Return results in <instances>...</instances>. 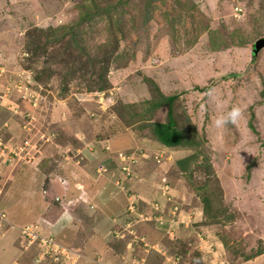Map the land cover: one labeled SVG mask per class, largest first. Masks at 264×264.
<instances>
[{
	"label": "rangeland",
	"instance_id": "rangeland-1",
	"mask_svg": "<svg viewBox=\"0 0 264 264\" xmlns=\"http://www.w3.org/2000/svg\"><path fill=\"white\" fill-rule=\"evenodd\" d=\"M263 37L264 0H0V141L1 136L11 140L34 138L38 143L21 144L32 156L36 154L34 150L46 145L43 141L46 133L52 132L50 126L73 119L58 126L54 144L60 140L71 143L72 151L102 140L105 148L99 156L113 157L120 149L132 148L123 156L137 161L134 166L127 165V173L121 170L119 175L114 171L118 178L102 168H112L108 159H104L105 163L99 159L87 162L89 173H81L83 178H75L72 183L80 198L89 195L86 180L90 178L91 190L97 187L104 193L110 185L107 194L110 190L111 194L122 193L118 199L125 201L127 197L123 213L128 218L131 198L138 205L136 212L149 210L135 182L145 184L149 178L159 182L166 174L179 190L175 205L182 207L186 216L177 215L172 218L176 225L167 223L161 228L162 244L153 245L141 235L139 225L151 220L142 221L133 214L136 221L126 222L125 232L132 235L129 239L141 241L142 250L146 243L149 250L162 256L153 264H164L165 258L172 260V256H179L180 264H202L203 258L207 261L210 251L201 243L210 241L204 232L208 226L216 230L222 258L207 264H254L264 254V48L258 53L254 49L255 42ZM210 89H215V98L206 94ZM13 90L17 93L10 95ZM159 92L176 97L172 108L176 126L187 131L186 139L191 145L159 147L162 144L147 122H166V106L141 118L149 112L147 101L157 98ZM234 104L242 107V118L216 128L212 121ZM128 134L132 145L120 148ZM75 137L80 139L76 141ZM111 142L118 143L120 149L111 147ZM140 149L149 151V155L162 149L171 157L169 161L160 160L163 163L149 155L143 160L132 157ZM12 152L9 157H20L18 151ZM184 154H196V159L188 171L181 172L177 161ZM79 158L76 161L83 160ZM20 166L22 163L11 165ZM53 168L57 166L45 165L44 173H40L45 182L43 199L50 200L46 181L52 180L55 173L44 175ZM21 173L11 172L9 179L0 167V200L3 193V199L9 201L8 192L16 194L26 188L22 178L26 180L27 174ZM106 180L110 184L105 185ZM160 187L161 184L154 192V198H158L152 202L161 199L157 194ZM206 196L211 205L209 217L203 202ZM18 199L23 200L20 193L10 205L24 211L20 218H27L28 203L19 207L13 203ZM0 204V211L10 208L9 204ZM73 208L72 224L79 233L74 232L71 238L67 227L58 235L60 240L56 239L68 250L80 253L75 248L91 235L100 219L90 226L83 225V206L76 204ZM6 213L10 222L16 219L14 209ZM50 215L56 216V210ZM43 219L35 223L44 226ZM48 223H54L53 219ZM24 224L29 223L21 225ZM39 229L45 235L54 233L53 229ZM6 230L5 225L4 237H0L5 247L0 249V257L3 251L8 255L0 264L10 262L9 247L21 242L16 227L7 233ZM109 241L108 245L113 244L117 252L124 254L126 242H116L115 246ZM19 248L21 255L12 251L15 258L18 255L25 259L27 255L26 264H44L37 261L40 251ZM71 257L70 264H78L83 255ZM128 257H123L122 264H136L141 259L149 264L146 257ZM110 259L103 254L91 258L94 264H117Z\"/></svg>",
	"mask_w": 264,
	"mask_h": 264
},
{
	"label": "crops",
	"instance_id": "crops-1",
	"mask_svg": "<svg viewBox=\"0 0 264 264\" xmlns=\"http://www.w3.org/2000/svg\"><path fill=\"white\" fill-rule=\"evenodd\" d=\"M1 88V85H0ZM17 93V90H13L12 94ZM51 123H53L52 121H50ZM68 122H74L73 119H71ZM68 122H64V123H60L58 124L56 127H54L52 125V127L50 126V129L52 130V132L50 131L49 134L48 132L46 133L47 136H45V139L43 142H46V145L43 144V146L41 147V149L38 148V150H34L36 151V154L31 156L30 152H27L25 150H23V145H28L29 142L33 143H38L37 141H35L34 138H30L32 139L31 141H28V137H24L21 140H18L16 137H14L13 140L11 139H6L5 136H1L2 139V144L3 146L0 145V158H1V168H2V173L4 174V176H8L10 179V173L14 172V171H22V173L27 174V176L25 177L26 180L24 178L23 179V184H26V188H23L21 190L20 193L21 198L22 199H18L17 201H14L13 203H15L17 206H23L26 205L28 203V208L25 212V214L28 216L27 218H20V216H22V214H24V211L20 208H14L13 205L11 206L10 203L11 201L15 198V195L18 193H12L9 195L8 192V200L3 199L4 193L1 197L0 203H6L7 205H10V208L8 207V210H1L4 211L5 213L8 211H12V209H14V217L16 218L15 220L11 219L10 224H12V228H8L6 230V233L9 232L11 229H13L14 227H16L17 229V235L18 232L20 234V229L19 226H22V223H29V224H33V225H38L37 221H39V219L41 218V220L43 218V221H45L44 226L42 225H38L41 230L45 229V231H49V230H54V233H51L52 235L55 234V238H57L58 240H60L61 236L59 237L58 235H60L63 231L64 228H69L70 230V236L72 238V235H74L73 233L75 232V234L79 233L76 232L78 231L77 229L74 230V225L72 224V221L75 219H73L74 217V208L76 204H80L83 206V213H84V219H82L81 221L83 225H85V223H87L86 225L90 226L91 222H96L97 220H99V223L97 226H94L92 228L93 232L91 233V235H88L89 237L86 239L82 240V243L80 246H78V248H75L76 250H78L80 252L81 255H83L82 260L78 263V264H94L91 260V258L97 257V255H104L107 259L111 258L110 260L114 261L117 264H122L123 261V257L124 256H129V260H132V258L134 256L136 257H146L147 261L149 264H153V262L155 260H157L158 258L160 260H162V256L159 255L156 252H153V250H150L148 253H145L142 250V243L137 239L134 238H130L132 237V235H130L129 233L125 232V227H126V222L127 220H129V217L126 218L124 215V209L126 207L127 204V197H125V201L118 199L119 196L122 195V193L120 194L119 192H113V194H111V191H108L107 194V190L110 184L107 180L105 185H107L105 187L104 193L101 192L100 188H94V190H91L90 186H91V181L92 179L90 178L89 180H86V184L89 188V195H86L82 198H80V195L77 193L78 190L75 187V185H72L73 180L75 178H83V175L81 173L87 171V168L90 166H87V162L89 163H96L97 160H102L103 163L104 159H108L107 163H109L110 166H112V168L108 167V166H103L102 168H107V171L110 173H114V171H119V175H120V171H121V167L125 164L123 161H120V158L118 157V153L119 152H131V149L128 150H122L120 148H126L128 146L132 145V141H131V135H127L128 138H123V142L122 144H124V147H120L118 148L117 144L111 142V147L113 146V148H117L120 149L117 151V154L115 153L114 156H116L117 158H115L114 156H109V157H104L103 156H99L98 153H101V149L104 150L105 145L103 144L102 140L96 141L95 144L91 145V143L83 148H74L72 149V151L69 150V148L71 147V143H63L61 142L62 140H60V143L57 142V144H54V141L56 139H54L55 132L57 133V128H59L58 126H62V125H66L68 124ZM54 124V123H53ZM21 129V128H20ZM25 129L22 127L21 132H24ZM58 136V134H57ZM44 136H42L43 138ZM29 139V140H30ZM76 141H78L80 138L79 137H75ZM40 141V140H39ZM121 141V140H120ZM150 140H148L149 142ZM145 143V141H143ZM147 142V143H148ZM28 143V144H27ZM54 144V145H53ZM19 145H21L19 147ZM30 145V144H29ZM154 145V143L151 142V146ZM33 146V145H32ZM159 147L168 149L169 147L166 146H162L159 144ZM34 148V147H33ZM43 148V150H42ZM172 149V148H171ZM55 153L52 154L54 151ZM142 150V149H141ZM12 151H18V155H20V157H9V153ZM21 151V152H20ZM143 151V150H142ZM20 152V153H19ZM14 153V152H12ZM147 154H149V151L146 152ZM38 154V155H37ZM56 154V155H55ZM37 155V156H36ZM83 157V160L81 158V161H76V159H80L79 157ZM187 154H184V156L181 155V157L179 158V160L186 158ZM102 157V158H101ZM5 158V163L8 162L10 165L9 167H7V165H4L5 163H2L3 160ZM86 165H85V163ZM17 162V163H15ZM21 164L22 166L18 167V168H12L11 165L12 164ZM39 164V165H38ZM165 164V163H164ZM45 165H50V166H57L56 169H50L48 170L47 174H45L44 176L46 177L47 175H52L55 173V176L52 178V180H48L46 181V185H47V192L46 194H48L49 199H43V197H45L44 195H41L43 193V188L45 185V182H43L42 177L43 175L40 176V173H44L42 170H44ZM74 165V166H72ZM30 166V167H27ZM85 166L84 169L82 170H78V167H82ZM134 166V165H133ZM164 166V165H163ZM11 167V168H10ZM6 168H10V169H6ZM35 170V172H34ZM34 172V174H33ZM122 172V171H121ZM21 173V174H22ZM31 174V175H30ZM38 174V176H36ZM163 176L160 177V181H156L155 178L151 179H147V182L144 181L145 184H140V183H136L134 185L135 188L141 189V192L143 193L142 197V201L145 203L146 207L149 208L150 204L152 203V201H154L156 198H154V195H156L154 192L157 189V186L159 184H161L163 182V180H167L169 185H170V190H169V194L172 196V198L176 201H178V195H179V190L177 191L174 186L173 183H171V179L169 178V176H167L166 174H162ZM63 176L65 177V181L62 180ZM117 177V176H116ZM119 177V176H118ZM117 177V178H118ZM28 179L30 181H28ZM12 181H14V178L11 179ZM53 184H52V183ZM158 182V183H157ZM51 183V184H50ZM1 185H3L4 187H6V184L1 183ZM94 185L92 184V187ZM100 190V192H99ZM8 190L5 191V194ZM76 191V193H74ZM160 193V189L158 190L157 194ZM111 194V195H109ZM120 194V195H119ZM13 195V196H11ZM35 197H34V196ZM123 196V195H122ZM60 198V201H56V198ZM36 198V199H33ZM124 201V203H123ZM95 202V203H94ZM162 203L165 206H168V208H165V210L169 213V211L172 210V203L167 202L166 200H162ZM97 205V206H96ZM1 206V204H0ZM53 206V207H52ZM120 209H122L120 211ZM55 210L57 212V215L55 216H51V213H55ZM146 210V209H145ZM143 210V211H145ZM184 210H182L179 208L177 215H184L183 213ZM103 213V216H101L100 214ZM116 214H121L120 216L116 215ZM8 215V214H7ZM186 216V215H184ZM54 217V218H53ZM115 217V218H114ZM103 218V219H102ZM196 218V217H194ZM38 219V220H37ZM53 222L52 224L48 223V220H52ZM56 219V220H55ZM198 220V219H196ZM20 221V222H18ZM47 221V222H46ZM59 221V222H57ZM195 221V219H194ZM37 222V223H35ZM18 223H20V225H17ZM80 223V221H79ZM9 224V225H10ZM15 226H14V225ZM90 224V225H89ZM25 225V224H24ZM146 225H150V227L148 228V226ZM71 226H73V228H70ZM139 228L141 230V235H144L146 240L149 241L151 244H157L160 243L162 244L163 240H164V234L163 231L160 227H158L157 223L155 221H150V222H144L142 224L139 225ZM207 230H205V233H208V236L210 238V241H204V243H201L202 245H205L206 251H209V249L207 250V244H210L214 247V249H216V247L218 248V252L221 248V242L218 239L217 235H216V230L215 228L210 230V226L206 227ZM183 229V228H181ZM58 231V232H57ZM60 231V232H59ZM57 232V233H55ZM57 234V235H56ZM72 234V235H71ZM120 234V235H119ZM54 236V235H53ZM4 237V235H3ZM2 237V238H3ZM163 237V239L161 238ZM75 237H73L74 239ZM78 238V237H77ZM1 239V238H0ZM166 239V238H165ZM215 239V240H214ZM218 239V240H217ZM78 240V239H77ZM109 241V243H114V245L117 243H122V242H126V250L124 252V254H122L120 251L117 252V250L114 249L113 244H107V241ZM172 240V239H171ZM134 243V244H133ZM207 243V244H206ZM0 249L2 247H5V245L2 243L0 244ZM122 245V244H121ZM13 247H9L10 249V253H9V257H10V262L8 264H13L14 262H19L20 264H26L27 261V255L25 259H22L20 256L17 255V258H15L16 254H12V251L15 253L16 251L19 252V250L17 249V245L15 246V244H12ZM116 246V245H115ZM7 247V246H6ZM20 249V248H19ZM21 250V249H20ZM8 255L7 251H3L1 253V259H4L6 256ZM19 255H21V253L19 252ZM13 258V259H12ZM214 258H216V252L215 253H210L209 258L207 259V261H205L206 258H203L202 260V264H207L209 262H211L212 260L214 261ZM222 257L220 256L218 259L220 260ZM256 258V257H255ZM256 262L254 261V264H264V254H262L261 256L257 257V259H255ZM206 262V263H205ZM0 263H2V261H0ZM160 264V263H159ZM216 264V263H215ZM238 264H243V263H238Z\"/></svg>",
	"mask_w": 264,
	"mask_h": 264
},
{
	"label": "built area",
	"instance_id": "built-area-1",
	"mask_svg": "<svg viewBox=\"0 0 264 264\" xmlns=\"http://www.w3.org/2000/svg\"><path fill=\"white\" fill-rule=\"evenodd\" d=\"M1 144L2 143L0 141V145ZM123 154H129V153H123V152L118 153V157L125 163L121 167V170L127 173V170H128L127 165L129 164L134 165L137 161L127 160L125 159ZM147 155L149 154H147L146 152L140 149L138 151H135L132 157L143 160L144 158L147 157ZM149 156H154L158 163H163L164 161H160L163 158H167L169 161L171 157V156H168L166 151L162 149L158 150L153 155H149ZM125 161H129L131 163H127ZM169 190H170V185L168 181L164 179L163 182L161 183L160 195H161V199L163 198L162 200H166L167 202L172 203V207H171L172 210L169 211L170 216L165 215V211H164L165 207L161 199L158 201L152 202L148 208L149 210L146 209L145 211L136 212L137 210L135 209L137 205L136 200L131 198L133 201H130L129 203L130 205L128 206V212H131L130 214L128 213L129 220L136 221V218H134V215H133L135 214L142 221L143 220L155 221L158 227L160 228L164 227L165 224L167 223L170 226L176 225L175 223H173L172 218L178 217L177 212L179 208L175 205L176 203L174 199L172 198V196L169 194ZM0 195H1V191H0ZM56 201H59V200L56 198ZM4 222H7L6 215L5 213L0 211V231L3 228L2 226ZM20 231H21L20 248L24 251H28L30 249H35L36 251H40L39 258L37 259L38 262H44V264H70V261L72 260V257H71L72 254L80 255V253H76L73 250L71 251L70 249L68 250L66 247H63L62 244L58 243L57 239L53 235H50V234L45 235V233L40 231L38 225L26 224L21 227ZM144 245H145V251L146 253H148L151 249L150 250L148 249V247L146 246V243ZM208 249L210 253L216 252L217 259L221 256L220 253H218L217 247L216 249H214L212 245L207 244V250ZM171 258L172 260L169 258L167 259L165 258L166 262L164 264H180V261L178 260V258H180L179 256H172ZM214 261H215V258H214ZM214 263L218 264L217 261ZM14 264H18V263L15 262ZM99 264H104V263H99ZM136 264H145V259H141V261H138ZM220 264L222 263L220 262Z\"/></svg>",
	"mask_w": 264,
	"mask_h": 264
},
{
	"label": "trees",
	"instance_id": "trees-1",
	"mask_svg": "<svg viewBox=\"0 0 264 264\" xmlns=\"http://www.w3.org/2000/svg\"><path fill=\"white\" fill-rule=\"evenodd\" d=\"M85 12H87V10H85ZM254 46H255V44H254ZM158 94L159 95L157 98L153 99L152 101H149V100L147 101L148 103L150 102V106L148 107L149 112L144 113L143 116H141V118L146 119V117H145L146 114L154 113V111L157 108H160L162 106H166L168 108V115H167V121L166 122H152V121L147 122L152 127L153 133H154L156 139L162 145L169 147V148H178V147H184V146L191 145L192 143L186 139L187 138V133H186L187 131H185L184 129L183 130L178 129V127L176 126L177 125L176 119L174 117V113H173V109H172L173 103L176 100V97L167 96L163 92H159ZM148 117H150V116H148ZM195 159H196V154H192V155L187 156L184 159L177 161V166L179 167V170L181 172L188 171L190 163ZM247 169L249 170L250 168H247ZM207 197L208 196L203 198L206 214H207V211H211V210H209L211 208L210 201ZM207 216H208V214H207ZM261 253H259V254H261Z\"/></svg>",
	"mask_w": 264,
	"mask_h": 264
},
{
	"label": "clouds",
	"instance_id": "clouds-1",
	"mask_svg": "<svg viewBox=\"0 0 264 264\" xmlns=\"http://www.w3.org/2000/svg\"><path fill=\"white\" fill-rule=\"evenodd\" d=\"M206 94L210 98H215V89H210ZM242 115H243L242 107L240 105L234 104L231 107V109L229 111H227L226 113H224L223 115H217V117L212 121V123L216 128H221L228 123H232V124L237 123L242 118ZM1 146H3V145H1ZM1 212L5 213L4 211H1ZM5 215H6L7 222H4L2 227L4 228V226L6 225L7 229H8L12 226V224H10V221L7 218L8 217L7 213H5ZM22 226H24V225H22ZM22 226H19V229H21ZM3 228L0 231V237L4 235ZM20 236H21V231H20ZM18 244H19L18 247H20V242Z\"/></svg>",
	"mask_w": 264,
	"mask_h": 264
},
{
	"label": "water",
	"instance_id": "water-1",
	"mask_svg": "<svg viewBox=\"0 0 264 264\" xmlns=\"http://www.w3.org/2000/svg\"><path fill=\"white\" fill-rule=\"evenodd\" d=\"M262 48H264V37L255 42V53H258Z\"/></svg>",
	"mask_w": 264,
	"mask_h": 264
}]
</instances>
